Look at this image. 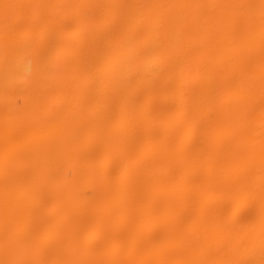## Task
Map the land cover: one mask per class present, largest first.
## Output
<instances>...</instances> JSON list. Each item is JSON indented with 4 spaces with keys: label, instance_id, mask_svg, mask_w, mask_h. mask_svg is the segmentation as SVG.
Segmentation results:
<instances>
[{
    "label": "bare ground",
    "instance_id": "6f19581e",
    "mask_svg": "<svg viewBox=\"0 0 264 264\" xmlns=\"http://www.w3.org/2000/svg\"><path fill=\"white\" fill-rule=\"evenodd\" d=\"M0 264H264V0H0Z\"/></svg>",
    "mask_w": 264,
    "mask_h": 264
}]
</instances>
